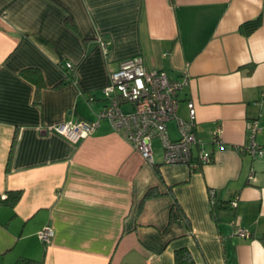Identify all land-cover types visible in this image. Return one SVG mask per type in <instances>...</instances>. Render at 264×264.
<instances>
[{
  "label": "crops",
  "instance_id": "crops-1",
  "mask_svg": "<svg viewBox=\"0 0 264 264\" xmlns=\"http://www.w3.org/2000/svg\"><path fill=\"white\" fill-rule=\"evenodd\" d=\"M134 55L187 77L177 115L195 103L193 157L210 162L165 163L154 139L148 163L106 119L77 143L48 129L95 119L110 73ZM248 121L264 149V0H0V199L20 191L0 201V264H176L179 248L195 264H264V153L245 148ZM167 128L176 139V120Z\"/></svg>",
  "mask_w": 264,
  "mask_h": 264
},
{
  "label": "built area",
  "instance_id": "built-area-1",
  "mask_svg": "<svg viewBox=\"0 0 264 264\" xmlns=\"http://www.w3.org/2000/svg\"><path fill=\"white\" fill-rule=\"evenodd\" d=\"M66 68L72 69L73 66L67 62ZM186 83V76L170 79L166 71L148 69L143 58L134 55L121 60L118 68L110 73L109 82L103 89L107 103L97 112L95 119H70L48 126V129L77 143L91 135L100 121L106 119L148 163L153 164L152 143L154 139H158L165 163H185L196 168L210 162L212 155L200 149L196 157H193L192 148L197 141L195 103L192 100L187 101L186 119L177 115L178 93ZM172 119L176 120L178 128L176 139H171L168 134L167 123ZM246 130L247 151L256 155L264 153V149L254 140L258 130L257 121H248ZM220 131V126H217L211 134V141L222 147ZM208 194L213 199L214 189H209ZM2 199H6V196ZM229 204L235 207L237 197L231 199ZM236 232L249 237L246 229L240 228ZM53 234V228L46 225L38 231L37 236L43 242H48Z\"/></svg>",
  "mask_w": 264,
  "mask_h": 264
},
{
  "label": "trees",
  "instance_id": "trees-1",
  "mask_svg": "<svg viewBox=\"0 0 264 264\" xmlns=\"http://www.w3.org/2000/svg\"><path fill=\"white\" fill-rule=\"evenodd\" d=\"M261 24V17L257 16L253 19L246 20L239 25V32L244 35H249ZM22 74L25 78L32 81L37 87L42 85V76L38 69L27 68L22 70ZM159 194L157 189L150 188L146 192L144 198L156 196ZM20 198V191H9L6 199H0V201L7 203L10 206H14ZM174 206L180 208L174 199ZM174 261L176 264H195L190 251L187 248H179L174 252ZM13 264H43L40 260H35L28 257H18Z\"/></svg>",
  "mask_w": 264,
  "mask_h": 264
}]
</instances>
